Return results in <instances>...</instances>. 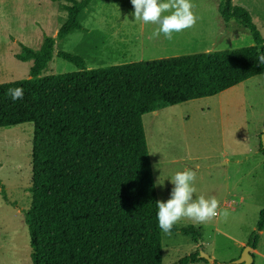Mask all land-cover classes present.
<instances>
[{
	"label": "trees",
	"instance_id": "1",
	"mask_svg": "<svg viewBox=\"0 0 264 264\" xmlns=\"http://www.w3.org/2000/svg\"><path fill=\"white\" fill-rule=\"evenodd\" d=\"M54 1L67 13L57 36L45 37L37 50L23 47L18 59L33 61L29 78L0 84V128L34 127L31 204L25 211L32 263L163 264L143 116L264 75L256 61L264 37L246 7L221 0L223 20L248 27L253 45L94 69L86 68L84 58L59 51L77 70L42 76L57 41L84 30L81 14L93 0ZM16 87L24 97L13 102L7 90ZM0 190L7 200L1 182ZM263 230L264 208L247 246L256 249ZM183 231L198 238L193 227ZM202 260L198 253L174 264Z\"/></svg>",
	"mask_w": 264,
	"mask_h": 264
},
{
	"label": "rangeland",
	"instance_id": "2",
	"mask_svg": "<svg viewBox=\"0 0 264 264\" xmlns=\"http://www.w3.org/2000/svg\"><path fill=\"white\" fill-rule=\"evenodd\" d=\"M233 1L251 12L264 37V0ZM220 2L191 0L197 22L168 40L153 35L158 25L134 20L130 0H93L81 14L84 30L57 41L42 76L77 70L59 51L84 58L86 68L94 69L253 45L248 27L223 20ZM66 18L59 1L0 0V84L29 78L33 61H21L18 55L24 46L37 50L45 37H56ZM143 121L158 199L169 198L173 186L166 177L191 168L195 195L218 201V215L210 221L184 220L171 235L162 233L163 264L201 251L213 260L195 264H234L264 208V75L214 96L158 108ZM33 133L31 123L0 128V182L7 192L5 200L0 190V264H33L25 222ZM190 227L198 238L183 231ZM251 253L252 264H264V230Z\"/></svg>",
	"mask_w": 264,
	"mask_h": 264
},
{
	"label": "clouds",
	"instance_id": "3",
	"mask_svg": "<svg viewBox=\"0 0 264 264\" xmlns=\"http://www.w3.org/2000/svg\"><path fill=\"white\" fill-rule=\"evenodd\" d=\"M130 2L134 8L131 13L134 20L158 25L153 35H163L168 40L173 39L174 34L192 28L198 20L192 11L191 0H130ZM256 61L259 65H264V53H260ZM7 92L13 102L24 97V91L20 87L9 88ZM166 178L173 186L169 198L166 201L155 202L157 227L165 236L171 235L174 226L184 220L204 224L218 215L216 198L195 195L193 169L178 170ZM158 183L163 184L159 180Z\"/></svg>",
	"mask_w": 264,
	"mask_h": 264
},
{
	"label": "water",
	"instance_id": "4",
	"mask_svg": "<svg viewBox=\"0 0 264 264\" xmlns=\"http://www.w3.org/2000/svg\"><path fill=\"white\" fill-rule=\"evenodd\" d=\"M262 138H263V146H264V134ZM251 251H252V248L249 246H246L244 253L241 255V257L237 261H235L234 264H252L254 261V257ZM199 256L209 261L212 260L210 256L204 253L203 251L199 253Z\"/></svg>",
	"mask_w": 264,
	"mask_h": 264
},
{
	"label": "crops",
	"instance_id": "5",
	"mask_svg": "<svg viewBox=\"0 0 264 264\" xmlns=\"http://www.w3.org/2000/svg\"><path fill=\"white\" fill-rule=\"evenodd\" d=\"M131 42H132V41H131ZM132 44L135 45V42H132ZM261 233H262V232H261ZM212 260H213V259H212ZM212 260H211V261H212Z\"/></svg>",
	"mask_w": 264,
	"mask_h": 264
}]
</instances>
